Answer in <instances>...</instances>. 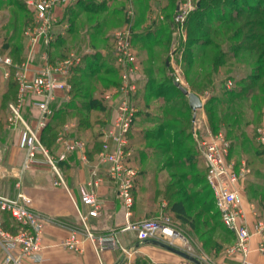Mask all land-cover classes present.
I'll list each match as a JSON object with an SVG mask.
<instances>
[{
    "label": "rangeland",
    "instance_id": "rangeland-1",
    "mask_svg": "<svg viewBox=\"0 0 264 264\" xmlns=\"http://www.w3.org/2000/svg\"><path fill=\"white\" fill-rule=\"evenodd\" d=\"M28 1L22 0V6L18 4L17 0H0V36L11 35L12 45L21 41L24 44L23 58L25 60L31 53L30 36L27 35V32L35 25L36 19ZM93 1L95 4L92 0H85L84 3L88 5L83 2L77 3V1L54 10L53 14L57 19L53 29L52 43H54L47 48L43 40H39L31 55L34 64L41 66L44 54H49L52 62H58L63 59V56L71 53H83L88 49L103 53L105 47L113 49L116 33L122 31L126 26L131 27L133 46L138 59L139 70L134 79L139 93L140 111L143 109L142 105L144 106L145 119L142 129L147 133V144L142 145V148H144V152L146 151V160L155 155L153 152L156 150L155 145L161 144L162 147L161 156L157 154L153 160H145L143 163L146 166V172H149V177L155 172L163 170L164 183H167L169 179L167 177L174 172L178 175L188 173L191 176L195 173L200 178L203 177L204 174L199 170L202 168V162L195 166V170H199L197 172L189 171L186 165L178 166L174 160L176 152L171 147L172 141L179 139L177 134L181 124L187 120L190 121V114L194 113L197 124L202 126L201 133L206 132L207 129L214 133H224L231 143L229 160L234 161L237 166L245 162L248 168L253 170L243 185L242 193L245 192L246 198L243 196L242 199L244 198V201L251 200L253 196L256 197L257 194L264 192V159L259 156L255 142H252V138L254 141H258V129L264 127V91L259 86L261 83H257L256 87L253 85L254 75H260L263 71L257 68L256 57L242 49H237V57L232 58L226 67L221 66L216 69L212 64L215 49L209 43L210 41L221 44L225 52L231 53H233L234 45L242 46L246 41L244 35L241 39L229 40L231 34L226 35L221 21L222 18L228 17V12L218 13L216 8L213 9L205 17L203 24L204 28L210 29V33L198 36L195 31L198 27L197 22L202 17L195 11L203 0ZM103 2L104 7L97 9L96 3ZM240 5L241 7L242 5L254 6L244 0H241L236 7ZM178 7L179 9H177ZM246 18L245 14L243 21ZM146 31L154 32L146 35ZM58 38L59 41H57ZM8 53L6 52V54ZM231 57L233 56L231 55ZM114 67L117 72L116 83L121 85L122 72L116 65ZM177 77L180 78L181 84L191 92H193L192 85H198V93H194L202 99L204 104L202 109L194 112L190 108L188 98L174 87L173 82ZM204 77H208L207 81L210 79V83H205L200 87V81ZM84 82L86 86L93 87L103 96L106 92L113 91L119 86L112 87L111 85L108 90H105V85L98 78L90 76H86ZM229 82L232 83L230 88L227 87ZM250 85L253 87L248 88ZM103 101H106L104 97ZM105 108L102 113H92L93 118L97 120L106 118L107 122L113 121L116 118L115 106L114 112L113 107L108 103ZM210 108L214 113L217 131H214L210 126L208 115ZM178 119H181L180 123ZM106 121L100 129L110 124H107ZM100 129L99 133H101ZM185 144L196 148L195 155L202 157L199 143L193 134L185 141ZM155 160L159 162L155 163ZM135 166H137L138 172L143 169L137 164ZM149 177L147 179L150 183ZM181 185L190 187V195L195 194L196 191H202L203 195H208L211 189L208 188L205 181H198L194 184L188 180L182 182ZM213 197V192H211L209 200ZM198 199V197L192 198L189 206L197 229L194 232H187L176 224L185 238H192L191 242L194 241L195 245H192L188 239L186 243L179 242V244L182 249L184 248L186 252L196 256L197 259L204 258L205 261L210 262V259L215 258V254L225 256L226 249L234 242V235H230L227 231L214 206L215 203L212 204L211 212L196 215L197 209L202 210L197 203ZM163 213L168 214V207H161L159 214ZM151 218L153 217L146 219ZM210 237L220 240V250L215 247V251H211L212 245L210 244V247L202 246V242ZM135 260L136 258L133 259L134 262Z\"/></svg>",
    "mask_w": 264,
    "mask_h": 264
},
{
    "label": "built area",
    "instance_id": "built-area-1",
    "mask_svg": "<svg viewBox=\"0 0 264 264\" xmlns=\"http://www.w3.org/2000/svg\"><path fill=\"white\" fill-rule=\"evenodd\" d=\"M77 1L79 0H29L28 4L35 13L36 19L35 25L27 32L31 47L28 59L24 63H16L10 54L0 51L1 76L7 80L13 79L18 85L16 100L9 105L8 122L13 128L21 123L25 126L21 147L27 150L28 159H34L38 152L46 156V163L55 175V186H65L59 167L60 162L65 161L69 153L76 151L86 153L87 144L81 139H72L66 142L64 154L54 157L43 147L38 129L46 127L51 119L54 113L52 106L57 101L58 94L72 91L73 78L78 68L83 65L84 56L94 51L88 49L83 53H71L58 62H52L49 54H44L42 65L34 68L30 76L32 69L29 65L34 63L31 55L39 40L42 39L47 48L51 47L54 39V24L57 22L53 14L54 10ZM177 19L179 21L180 18ZM114 40L112 55L115 65L122 72V82L117 89L104 95L108 103L113 106L115 104L116 118L101 129L103 141L98 165L102 167L105 176L115 187L119 199L128 210L126 215L129 218L138 177V170L131 163L133 152L130 146V132L140 112L138 89L134 79L139 69L131 27L126 26L116 33ZM175 82L181 84L180 78L177 77ZM231 84L229 82L227 87L230 88ZM30 95L35 97L33 105L41 112L35 130L29 128L22 117L23 105ZM201 127L197 124L195 116L192 134L199 143L207 167L206 179L213 192L215 207L225 227L234 235V242L226 249L225 256L235 259L237 264H254L250 259L252 252L250 242L253 233L241 203L243 185L251 169L245 162L237 166L234 161L229 160L231 143L224 133H214L210 129L201 133ZM258 133V142L264 149V127L259 128ZM83 160L87 161L86 154ZM99 183L100 179H97L80 188L82 202L91 207L89 215L94 217L99 215L101 209L97 193ZM166 206L167 204L164 203L163 207ZM0 211L9 213L18 226L16 233L8 232L0 226L2 264H22L25 260L41 262L45 220L32 210L30 198L23 192H20L15 199L0 196ZM79 217L83 231H71L62 242L63 247L72 253H82L84 243L90 241L98 253L106 250H121L128 255L129 251L122 247L118 238L119 232H133L139 242L159 240L180 249L182 246L179 242L183 244L187 242L176 223L167 214L137 222L128 219L126 225L119 231H112L107 235H95L87 226V217L81 213ZM255 229L261 238L258 250L264 252V216L257 219Z\"/></svg>",
    "mask_w": 264,
    "mask_h": 264
},
{
    "label": "crops",
    "instance_id": "crops-1",
    "mask_svg": "<svg viewBox=\"0 0 264 264\" xmlns=\"http://www.w3.org/2000/svg\"><path fill=\"white\" fill-rule=\"evenodd\" d=\"M105 52L106 48L102 54ZM26 60L23 59L20 62L15 60V62L21 64ZM29 67L32 69L29 73L30 76L37 66L32 63ZM91 92L89 90L85 94L88 95ZM95 93L93 94L98 99L103 100L104 96L101 92L96 90ZM17 95L18 85L16 82L13 79L7 80L0 74V196L15 199L20 192H23L30 198L32 210L45 220L44 250L41 262L35 263L25 260L22 264H134L133 259L136 256L144 257L148 260V264H194L159 246L139 242L133 232L118 233L122 247L129 251L128 255L121 250H106L98 253L90 241L84 243L83 252L80 254L72 253L62 245L71 231H83L79 213L87 217V226L95 235H107L112 231H119L126 225L128 219L131 222L144 220L149 211L159 213L163 204H168L166 200L162 199H158L156 205L147 202L149 193L146 192V189H150L152 180L157 182L159 189H163L165 183L162 178L164 170L157 171L149 177V172H146V166L143 165L147 159L146 151L144 152V148H142V145L147 144L146 140L143 141V137L147 135L142 129L145 119L143 105L133 129V140L130 141V146L134 150L131 163L134 167L137 168L135 166L137 164L143 169L138 172V179L133 192L134 204L130 209L128 218L126 215L128 210L119 199L115 187L105 176L102 167L98 165V156L103 141L99 129L106 118L97 121L96 118H93L92 113H102L104 109L103 111L92 110L89 118L82 121L76 116L80 100L74 98L73 89L69 93L58 94V99L52 106L54 113L51 119L46 127L38 129L43 147L54 157L64 154L66 142H70L72 139L85 141L87 148L86 153L84 151L69 153L66 160L60 162L59 167L65 186H55V175L46 163V156L42 152H38L34 159H28L27 150L21 147V137L25 126L21 123L13 128L8 122L10 117L9 105L16 100ZM34 100V96H28L22 108V117L26 125L35 130L38 127L41 112L33 105ZM105 103L108 102L105 101ZM108 104L113 107L114 112L115 104L114 106ZM110 122L111 120L107 124ZM155 149L153 150L155 155L146 161L153 160L157 154L161 156V144L155 145ZM84 154H86L87 161L83 160ZM158 162L155 160V163ZM141 171H145L147 174H142ZM97 179H100L97 193L101 209L99 215L94 217L89 215L91 207L82 202L80 188ZM243 196L245 197V192L241 193V203L253 233L250 242L252 249L250 259L254 264H264V252L258 250L261 238L255 229L257 219L264 216V208L254 199L244 201ZM176 224L187 232L195 231L181 221H177ZM0 226L13 233V222L2 211H0ZM187 239L192 245H195L193 240L191 242L192 238ZM2 257L3 253L0 250V264H2ZM214 257L213 260L210 259V262L205 261L204 258L198 259L201 264H237L235 259L223 257L221 254H215Z\"/></svg>",
    "mask_w": 264,
    "mask_h": 264
},
{
    "label": "trees",
    "instance_id": "trees-1",
    "mask_svg": "<svg viewBox=\"0 0 264 264\" xmlns=\"http://www.w3.org/2000/svg\"><path fill=\"white\" fill-rule=\"evenodd\" d=\"M17 1L18 4L23 6V4L21 3L22 0H17ZM244 1H248L254 4V6L251 7L249 5H244V6L242 5L241 7L240 5L239 7H236L239 4V2H241V0H203V2L201 1L200 5L196 8L195 11L196 14H199V16L202 17L199 18V21L197 22L198 27L195 31V34H198V36L199 35L203 36V35H208L210 33V29L204 28L203 24L205 17L208 14H210L213 11V9L216 8L215 10L218 13H222V11H227L228 17L226 16L222 18L221 21L223 22L226 35L231 34L229 40L232 41L235 39H241L244 35L246 41L244 42L245 44L242 46L234 45V47H232L233 53L225 52L221 44L214 41L213 42L210 41L209 43L213 45L215 49V54L213 55L212 58L213 67L216 69L220 68L221 66L226 67L227 63L231 61L232 58L237 57V53H236L237 49L246 50L250 52V54H253V56L256 57L255 59L256 66L258 69L263 71L262 73H260V75H254L255 80L253 81V85L255 86L257 85V83H261L259 86L264 91V0H244ZM82 2L84 3L85 0L84 1L79 0L77 3H82ZM92 2H94L93 4H95V1L92 0ZM96 4L98 5L97 9L103 8L105 5L104 2L96 3ZM245 14L247 15V18L243 21ZM151 32L153 33L154 31H146V35H150ZM57 41H59V38ZM11 42H12L11 35L10 36L4 35L3 37L0 36V51L2 53L9 52L8 54L12 55L17 62H20L21 60L24 59L23 58L24 44L20 41V43L16 45L14 44L12 45ZM105 48H106V52L104 54H102L99 51L91 54H86L83 58V65L78 68V70L76 71V75L73 78V95L75 99L79 98L80 100L79 110L76 116L81 118L82 121H86L87 118H89V114L92 110L97 109L103 111V109L106 107V103L103 100L98 99L93 94L95 93L96 90H94L93 87L89 88L88 86H86V84H84L85 83L84 76H93L98 78V80L105 85L106 88L105 90H108L111 87V85L112 87H117L119 85V83H116V78H115L117 72L114 67L115 63L112 55V48H107V47ZM231 55L233 57H231ZM208 77H204L201 79L200 87L204 86L205 83L206 84L210 83V79L207 81ZM173 84L174 87H176L175 81L173 82ZM253 85H250L248 88L253 87ZM197 87L198 85L197 86L192 85V91L198 93ZM89 90H91L93 93L91 92L90 94L86 95L85 92ZM225 93H228V91H225ZM208 112H209L208 115L210 117V126L214 131H217L218 127L216 126V120L214 118V113L212 112L211 108L208 110ZM190 118H191L190 121L189 120H187V122L185 121L179 127V132L177 134L179 139L177 140L174 139L171 143V147L176 152L174 153V160L177 162L178 166L186 165L188 170L193 172L196 168L195 166L198 163L202 162L203 163L202 168H199V170L204 174L203 177L200 178L199 175L197 174L195 175V173L194 175L191 176L190 174L188 175V173H182L178 175L174 172L170 174V176L168 177L169 179L167 183L164 184L163 189H159L157 186V182L153 179L150 185V189H148L149 191L146 189V192L149 193L147 202L156 205L158 199L166 200L168 203L166 206L168 207L167 215H169L175 223H177V221H181L182 223L188 225L190 228L196 230L197 224L195 222V218L192 216V214L189 211V206L191 204L190 201L192 200V198L195 197L199 198L197 203L199 204V207L202 208V210L197 209L196 215H198V213H208L212 211V204H214V197L213 199L209 200L212 190L210 189L206 181L207 167L203 161V158L197 157L195 155L194 151L196 148L189 147L185 144V141H187L193 133L192 125L195 119L194 113L190 114ZM178 121L180 123L181 119H178ZM146 139L147 137L144 136L143 141H145ZM132 140H133V129L130 132V141ZM252 142H255L259 156L264 159V149L262 148L261 144L256 140L254 141L253 138H252ZM199 156H200V152H199ZM199 170L196 169L195 172ZM251 172H253V170H251ZM141 173L145 174L146 172L141 171ZM188 180H191L194 184L198 181H203V182L205 181L207 183L208 188L210 189L209 194L203 195L202 191H196L195 194L190 195L189 193L190 187L187 186L183 187V185H181L182 182ZM251 199L256 200L259 203V205L262 208H264V192L257 194L256 197L253 196ZM4 213H6V216L8 218L9 217L11 218V215L9 213L7 212ZM159 215L160 214L158 212L153 213L151 210V212L150 211L148 212L146 218L149 217L155 218ZM11 220L13 222L12 232L16 233L18 230V226L13 221L12 218ZM227 231L229 232L230 235H233L228 229ZM219 242L220 240H218V238L210 237L209 239L204 240L202 242V246L210 247L209 246L210 244L212 245V248H210L211 251H215L214 250L215 247H217V249L220 250L221 247ZM134 264H148V260L145 259L144 257H136Z\"/></svg>",
    "mask_w": 264,
    "mask_h": 264
},
{
    "label": "water",
    "instance_id": "water-1",
    "mask_svg": "<svg viewBox=\"0 0 264 264\" xmlns=\"http://www.w3.org/2000/svg\"><path fill=\"white\" fill-rule=\"evenodd\" d=\"M177 9H179V7ZM175 85L181 91V93L188 98L189 106L194 112L203 108L204 104H203V101L200 98V96H198L194 92H191L186 87L181 85L179 82H175ZM145 242L152 244V245L159 246L163 249H166L167 251L172 252L174 254H177V255L183 257L184 259L194 263V264H201V261L199 259H197L195 256H193L192 254H190V253H188L185 250H182L180 248L171 246L165 242H162L159 240H147Z\"/></svg>",
    "mask_w": 264,
    "mask_h": 264
}]
</instances>
